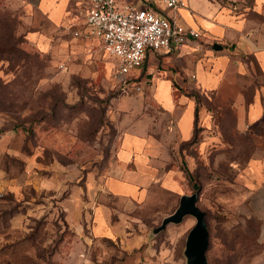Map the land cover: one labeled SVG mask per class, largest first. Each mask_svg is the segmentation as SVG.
<instances>
[{
	"label": "rangeland",
	"instance_id": "374dc122",
	"mask_svg": "<svg viewBox=\"0 0 264 264\" xmlns=\"http://www.w3.org/2000/svg\"><path fill=\"white\" fill-rule=\"evenodd\" d=\"M60 28L23 0H0V264H186L193 215L152 233L178 196L155 189L151 199L131 202L100 187L139 92L122 89L96 40L82 44ZM241 58L249 71L222 94L186 84L199 119L217 136L201 153L198 123L179 146L198 183L192 191L199 189L205 212L210 264H264V180L247 165L264 142L235 134L233 125L234 97L259 83L260 73L252 55ZM153 64L141 68L149 85L164 74ZM101 209L110 210V229L99 228Z\"/></svg>",
	"mask_w": 264,
	"mask_h": 264
},
{
	"label": "crops",
	"instance_id": "0c3cea01",
	"mask_svg": "<svg viewBox=\"0 0 264 264\" xmlns=\"http://www.w3.org/2000/svg\"><path fill=\"white\" fill-rule=\"evenodd\" d=\"M23 1L26 6L38 9L59 29L66 24L77 2ZM234 1L185 0L186 6L173 11L186 25L199 28L204 36L191 39L178 49L147 55L144 62L153 61V66L160 65L164 74L155 76L150 85L137 91L132 109L121 125L123 131L115 154L116 162L99 182L102 189L131 202L151 199L155 189L178 197L190 193L194 188L193 180L186 175L184 164L191 172L192 169L186 156L181 158L179 146L192 140L198 123L205 128L204 137L197 143L201 153L210 142L213 143L209 139L217 136L206 129L210 127V121L196 115L197 102L186 84L195 85L206 94L224 93L232 77H242L249 71V64L241 54L254 57L260 82L251 85L247 91L238 90L234 97L235 134L264 142V0H251L250 5ZM240 5L244 7L239 9ZM28 36L42 42L45 40L35 32ZM78 40L88 44L94 39ZM214 42H219L222 48L214 49ZM207 132L212 136L206 135ZM212 145L211 148L217 147ZM253 150L247 165L263 171L264 149L256 147ZM262 171L259 173L264 180ZM110 217V210H100V230L110 229Z\"/></svg>",
	"mask_w": 264,
	"mask_h": 264
},
{
	"label": "built area",
	"instance_id": "2783aa9c",
	"mask_svg": "<svg viewBox=\"0 0 264 264\" xmlns=\"http://www.w3.org/2000/svg\"><path fill=\"white\" fill-rule=\"evenodd\" d=\"M183 6L185 0H77L63 26L74 38L97 40L122 77V89L142 91L149 84L141 72L149 53L175 50L204 36L173 13Z\"/></svg>",
	"mask_w": 264,
	"mask_h": 264
},
{
	"label": "water",
	"instance_id": "95a60500",
	"mask_svg": "<svg viewBox=\"0 0 264 264\" xmlns=\"http://www.w3.org/2000/svg\"><path fill=\"white\" fill-rule=\"evenodd\" d=\"M214 49L222 48L219 42L213 43ZM199 189L179 196L176 208L163 216L160 223L152 229V233L164 229L168 223L180 222L187 214L195 217V223L188 230L183 253L186 264H210L206 255L209 244V231L205 219V212L198 205Z\"/></svg>",
	"mask_w": 264,
	"mask_h": 264
},
{
	"label": "trees",
	"instance_id": "16d2710c",
	"mask_svg": "<svg viewBox=\"0 0 264 264\" xmlns=\"http://www.w3.org/2000/svg\"><path fill=\"white\" fill-rule=\"evenodd\" d=\"M196 115H197V112H196ZM184 170H185V172H186V175H187L191 180H193V187H194V188H197V187H198V183H197L196 179H194V178L192 177L193 172H191V171L187 168V166H186L185 164H184Z\"/></svg>",
	"mask_w": 264,
	"mask_h": 264
}]
</instances>
